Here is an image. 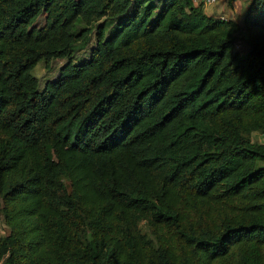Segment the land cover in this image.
<instances>
[{
	"label": "trees",
	"instance_id": "trees-1",
	"mask_svg": "<svg viewBox=\"0 0 264 264\" xmlns=\"http://www.w3.org/2000/svg\"><path fill=\"white\" fill-rule=\"evenodd\" d=\"M253 132L264 2L0 0V264H264Z\"/></svg>",
	"mask_w": 264,
	"mask_h": 264
},
{
	"label": "rangeland",
	"instance_id": "rangeland-1",
	"mask_svg": "<svg viewBox=\"0 0 264 264\" xmlns=\"http://www.w3.org/2000/svg\"><path fill=\"white\" fill-rule=\"evenodd\" d=\"M205 7V12L208 15H217V9L220 8V1L213 5L203 6ZM94 39L89 43L88 48L77 50L72 56V61L77 62L81 59H84L88 56L89 47L93 45ZM236 49L245 52V42L243 39V33H239L236 36ZM67 59H55L49 63H44L43 61L38 62L31 73L35 75L39 80V89H41L45 81L54 79L60 72L62 66L66 63ZM251 139L256 142H264V133L263 132H253L250 135ZM8 233V227L2 222L0 218V236L6 235Z\"/></svg>",
	"mask_w": 264,
	"mask_h": 264
},
{
	"label": "crops",
	"instance_id": "crops-1",
	"mask_svg": "<svg viewBox=\"0 0 264 264\" xmlns=\"http://www.w3.org/2000/svg\"><path fill=\"white\" fill-rule=\"evenodd\" d=\"M220 8L217 9V15H212L214 17H221L225 19H232L235 17V21L241 26L243 18L246 12L245 5H248L250 0H231L230 4L228 0H219ZM205 12V7H203ZM206 13V12H205ZM241 13H243L241 15ZM208 15V14H207ZM241 32V31H240Z\"/></svg>",
	"mask_w": 264,
	"mask_h": 264
},
{
	"label": "built area",
	"instance_id": "built-area-1",
	"mask_svg": "<svg viewBox=\"0 0 264 264\" xmlns=\"http://www.w3.org/2000/svg\"><path fill=\"white\" fill-rule=\"evenodd\" d=\"M194 5L202 4L203 6L213 5L217 0H192Z\"/></svg>",
	"mask_w": 264,
	"mask_h": 264
},
{
	"label": "clouds",
	"instance_id": "clouds-1",
	"mask_svg": "<svg viewBox=\"0 0 264 264\" xmlns=\"http://www.w3.org/2000/svg\"><path fill=\"white\" fill-rule=\"evenodd\" d=\"M258 2H264V0H258ZM247 6L248 5H245L244 7H245V9L247 8ZM243 13H241V15H242ZM236 18L235 17H233V20H235Z\"/></svg>",
	"mask_w": 264,
	"mask_h": 264
}]
</instances>
